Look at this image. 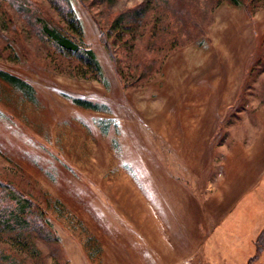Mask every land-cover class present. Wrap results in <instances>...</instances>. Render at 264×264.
<instances>
[{
    "label": "rangeland",
    "instance_id": "obj_1",
    "mask_svg": "<svg viewBox=\"0 0 264 264\" xmlns=\"http://www.w3.org/2000/svg\"><path fill=\"white\" fill-rule=\"evenodd\" d=\"M60 1L0 0V264H264V0Z\"/></svg>",
    "mask_w": 264,
    "mask_h": 264
},
{
    "label": "trees",
    "instance_id": "obj_2",
    "mask_svg": "<svg viewBox=\"0 0 264 264\" xmlns=\"http://www.w3.org/2000/svg\"><path fill=\"white\" fill-rule=\"evenodd\" d=\"M229 1L232 2L233 4H238V0H229ZM60 2L63 5V7L57 8V12L59 13L60 17L65 21L68 30L72 34H75L80 37L82 33L81 27L79 25V22L75 19L70 9L68 1L61 0ZM42 31L55 44V46L59 50L66 52L68 54L81 56L85 60V65H87L91 69H95L99 74V70H100L99 65L94 53L91 50L85 49L75 40L67 37L66 35L62 34L57 30L50 29L46 25L42 26ZM0 79L17 87L20 86L22 88L28 87V85L24 83L22 80L3 71H0ZM81 104H83L82 106H88L87 103H81ZM23 209H25V207H23V204H21V201L18 198L15 199V207L13 208H11V206L0 207V213H1L0 215H3L2 217H4L3 218L4 220L2 219L4 224L8 225L9 221L14 219L19 221V218L22 217L21 214L23 212ZM262 246H263V242L261 241L258 243V247L261 248ZM255 256L256 255H254V257H252L250 260L255 261L256 260L254 259Z\"/></svg>",
    "mask_w": 264,
    "mask_h": 264
},
{
    "label": "crops",
    "instance_id": "obj_3",
    "mask_svg": "<svg viewBox=\"0 0 264 264\" xmlns=\"http://www.w3.org/2000/svg\"><path fill=\"white\" fill-rule=\"evenodd\" d=\"M260 216H261V220H262L264 218V210L261 212ZM263 226H264V221H261V222H259V224L257 225L256 228H254L253 230H252V228L250 229L248 242H250V240L253 239L258 234V232L263 228Z\"/></svg>",
    "mask_w": 264,
    "mask_h": 264
}]
</instances>
